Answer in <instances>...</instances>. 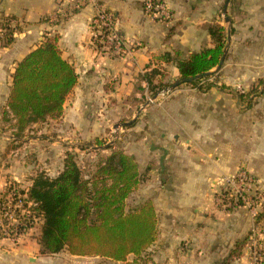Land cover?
Masks as SVG:
<instances>
[{
	"label": "crops",
	"instance_id": "1",
	"mask_svg": "<svg viewBox=\"0 0 264 264\" xmlns=\"http://www.w3.org/2000/svg\"><path fill=\"white\" fill-rule=\"evenodd\" d=\"M68 1L0 0V14L11 16L18 23L12 43L0 49V123L7 109L15 67L45 37L58 36L61 56L77 74V83L63 105L62 117L41 125L33 124L24 133L28 139L27 149L39 148L33 152H38L40 158V148H53L57 142L40 135L42 131L68 139L66 143L60 141L62 164L55 175L61 172L68 151L84 152L78 150L77 142L121 134L122 128L130 127L137 120L141 101L149 93L143 79L146 73L157 69L164 73L162 83L177 81L175 64L165 62L163 56L174 57V53L179 52L186 57L211 47L208 26L215 22L219 2L162 0L172 18L168 23H159L143 15V0H101L114 14L115 28L130 50L125 58H109L95 53L90 44L93 8L88 5L73 12ZM241 2L244 4L240 9L248 14L247 19L250 16L253 30H263L264 0ZM60 11L66 15L60 14L54 22L52 15ZM157 81L158 76L154 83ZM162 114L136 122L138 131L148 126L150 132L144 133L142 138L148 143L142 147L138 143V148L134 146L128 151L136 158L139 174L147 169V160H151L153 152L157 159V167L149 173L151 177L155 175L159 190L151 201L157 221L156 240L147 250L151 253V261L155 264H249L245 246L238 258L232 252L247 238L254 227V219L246 208L223 212L214 198L222 179L240 169L255 177L264 189V140L248 141L244 146L237 141H206L203 152L207 151L208 160L203 165L195 159L196 148L191 144L188 160L182 165L185 168H180L175 162V155L180 153L174 144L177 135L173 131L165 132L170 121ZM6 123L14 131V121ZM116 128H120L118 132ZM158 128H163L159 133L160 143L153 147ZM34 130L36 135L31 137ZM242 150L243 154H239ZM51 153L48 160L54 158ZM15 178L12 179L20 182ZM5 186V182H0V190ZM38 250L34 248L37 253L32 257L28 245L0 249V264H50Z\"/></svg>",
	"mask_w": 264,
	"mask_h": 264
},
{
	"label": "trees",
	"instance_id": "2",
	"mask_svg": "<svg viewBox=\"0 0 264 264\" xmlns=\"http://www.w3.org/2000/svg\"><path fill=\"white\" fill-rule=\"evenodd\" d=\"M228 33L233 35L231 27L225 29L212 23L208 26L211 47L186 57L179 52L174 57L163 56L162 60L176 66L178 78L171 86L187 84L200 91L215 86L207 84L203 89L199 84L219 72L227 56ZM57 41V35L45 37L14 69L2 119L14 121L16 139L33 124L60 119L63 105L77 83V74L62 58ZM157 76L159 81L154 83ZM163 78L164 73L157 69L144 75L149 95L154 97L167 86L162 83ZM29 181L27 188L8 181L0 192V238H18L39 223L37 244L41 255L65 250L77 257L155 264L146 257L157 236L152 202L126 210L127 198L140 183L138 165L132 156L112 151L86 178L74 155L66 153L63 168L56 176L39 172ZM246 241L247 238L235 246V257L241 256Z\"/></svg>",
	"mask_w": 264,
	"mask_h": 264
},
{
	"label": "rangeland",
	"instance_id": "3",
	"mask_svg": "<svg viewBox=\"0 0 264 264\" xmlns=\"http://www.w3.org/2000/svg\"><path fill=\"white\" fill-rule=\"evenodd\" d=\"M225 1L219 0L214 23L225 29L229 27L233 29L227 56L219 72L199 84L203 89L207 84L215 86L206 91H200L187 84H179L176 87L167 84L154 95L156 98L147 94V97L141 101L137 120L133 121L130 127L122 128L123 133L77 142L78 150L84 152L71 150L67 153L74 155L84 177L89 178L96 170L98 162L110 155L112 151H123L130 155L128 151L131 152L134 146L138 148V143L141 147L142 144H147L148 142L142 138L143 134L150 130L146 126L143 131H138L136 122L145 121L150 115L158 117L163 115L162 113L167 115L170 122L165 127L167 129L165 132H176L174 144H177L180 153L175 155V162L180 168H185L182 165H185L188 160V149L191 144L196 148L195 159L203 165L208 160L205 156L207 151L203 152L206 141L225 140L227 143L237 141L244 146L248 141L264 140V25L263 30H253L250 16L247 19L248 14L242 13L240 9V6L244 4L242 0H229L226 14L223 15ZM224 17H228L230 23H225ZM119 129L116 128L115 132ZM158 130V139L156 138L152 143L153 147L160 143L159 133L163 128ZM33 133L31 137L36 135L35 130ZM40 135L57 141L53 148L48 146L40 148L42 158L37 156L38 152H33L39 148L27 149L26 134L16 139L8 123L5 121L0 123V182L15 181L12 178L16 177L20 182H15L22 188H27L30 185L29 180L39 172L49 177L56 176L62 164L63 153L60 141L66 143L68 139L64 140L60 135L57 137L55 133L47 131H42ZM170 141L173 143V139ZM50 151L55 159L51 157L48 160ZM239 154H243V150ZM130 156L136 161L133 155ZM140 165L141 168L144 167L141 159ZM156 167L157 159L153 152L151 160H147V169L140 173L137 189L125 202L126 210H134L143 202L154 199L159 190L156 189L155 175L151 177L149 173ZM259 196L264 197V189L260 184L249 197L252 201H256V197ZM216 197L215 194L214 201ZM39 225V223L35 224L25 235L18 238H11L8 235L0 238V249L10 247L14 249L28 245L33 257V254L37 253L34 248L38 247ZM150 256L151 253L146 252V257L151 261ZM45 257L50 264H123L100 257L72 256L65 250L56 255H45ZM132 258L129 257V260Z\"/></svg>",
	"mask_w": 264,
	"mask_h": 264
},
{
	"label": "built area",
	"instance_id": "4",
	"mask_svg": "<svg viewBox=\"0 0 264 264\" xmlns=\"http://www.w3.org/2000/svg\"><path fill=\"white\" fill-rule=\"evenodd\" d=\"M90 5L93 16L90 19L91 47L95 53L109 58H125L130 54L127 41L115 28L114 14L106 8L101 0H69L71 11H78ZM143 15L159 23H168L172 16L170 10L162 0H143ZM66 15L55 12L51 18L54 22L58 16ZM18 27L17 21L8 15L0 14V49L13 40ZM163 93V92H162ZM258 181L245 170L240 169L235 174L227 176L221 181V188L217 192L216 205L225 213L238 208H246L254 219V227L247 235L245 251L249 264H264V197H256L252 201L249 195L257 189Z\"/></svg>",
	"mask_w": 264,
	"mask_h": 264
},
{
	"label": "water",
	"instance_id": "5",
	"mask_svg": "<svg viewBox=\"0 0 264 264\" xmlns=\"http://www.w3.org/2000/svg\"><path fill=\"white\" fill-rule=\"evenodd\" d=\"M228 2H229V0H226V2L224 4V7H223V15L226 14ZM224 22L225 23H230V19L228 17H224ZM229 44H230V34L228 33V35H227V47H226V50H227ZM177 85H178V83H176V85H174V87L177 86ZM153 98H156V96H154Z\"/></svg>",
	"mask_w": 264,
	"mask_h": 264
}]
</instances>
